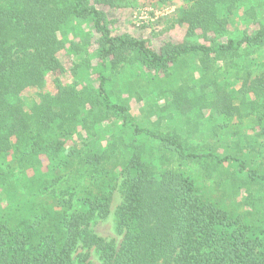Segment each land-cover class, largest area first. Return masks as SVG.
I'll use <instances>...</instances> for the list:
<instances>
[{
    "label": "trees",
    "instance_id": "1",
    "mask_svg": "<svg viewBox=\"0 0 264 264\" xmlns=\"http://www.w3.org/2000/svg\"><path fill=\"white\" fill-rule=\"evenodd\" d=\"M125 1L0 0V189L6 195L0 264H92L89 254L77 253L80 244L96 247L103 264H264V222L259 226L207 199L196 180L171 163L194 161L209 175L235 163L246 182L264 187V170L236 154L256 149L242 143V137L253 136L238 124L253 115L264 143V69L227 78L213 71L218 62L263 49L264 25L254 33L228 35L244 0H157L180 2L169 24L186 32L183 39L154 45L148 38L114 33L104 8ZM255 6L246 13L257 11ZM77 19L91 21L98 35L97 85L62 79L60 34ZM189 56L198 57L202 74L198 82L178 84L170 105L181 118L208 109L215 121L211 135L231 139L227 147H198L178 132L140 126L128 102L114 99L108 87L109 67L133 61L153 77H169ZM30 89L36 101L27 103ZM107 122L111 135L102 145L101 125ZM232 178L235 190L239 183ZM119 184L118 244L90 226L110 214Z\"/></svg>",
    "mask_w": 264,
    "mask_h": 264
},
{
    "label": "rangeland",
    "instance_id": "2",
    "mask_svg": "<svg viewBox=\"0 0 264 264\" xmlns=\"http://www.w3.org/2000/svg\"><path fill=\"white\" fill-rule=\"evenodd\" d=\"M180 5V2L165 5L159 4L157 0H126L118 7L103 8L111 18L114 33H131L138 37L148 38L152 44L159 45L166 40L177 41L185 37L186 30L183 27L169 24V18L179 12ZM252 6H255L257 11L246 13L247 8ZM263 25L264 0H244L241 9L231 19L228 35L236 38L241 36L245 30L254 33ZM97 36L94 25L88 20H72L68 26L63 28L60 37L64 43L59 46L58 55L66 66V72L62 76L64 82L75 86L90 82L94 85L98 84V73L102 70V65L98 61L95 42ZM222 38L225 39V36ZM78 48H82V51L77 52ZM231 62L239 63L238 68H228L227 65H230ZM78 64H81L79 72L74 70ZM245 66L247 67L244 68ZM263 69L264 48L247 50L244 55L232 61L218 62L213 71L218 73L219 78H227L230 74L236 72L242 74L248 70H251L252 76H254L262 73ZM202 70L203 67L198 57L189 56L186 61H182L177 74L169 77H153L142 65L133 61L122 63L114 69L109 67L105 73L109 76L108 87L113 98L128 102L130 113L140 126L165 134L178 132L187 136L188 141L198 147L211 146L213 149L227 147L231 139L228 140L226 136L220 137L217 134L211 135V124L215 121L210 120L208 109H205L203 114L192 112L190 117L182 116L181 118L170 105L171 96L178 84L183 83L186 79H189V83L198 82ZM228 80L234 81L233 78ZM48 83L50 86L53 85L51 79H48ZM34 95V89L25 92L24 97L27 103H32L35 100ZM204 115L209 120L205 119ZM254 117L255 115L247 118L244 124H238L249 136H253V138L242 137V143L249 146L255 145L256 149L253 151L240 150L236 154L245 158L252 168L262 171L264 170V143L260 141L262 136L256 135L258 126L255 124ZM232 123L237 122H231L230 125ZM101 126L106 129L99 138L103 145L107 142V136L111 135L112 125L107 122ZM254 138L257 141H254ZM227 150L229 153L235 154L233 150ZM223 151L221 150V152ZM177 162V160H173L171 163L191 175L207 199L218 200V202H222L223 206L234 210V213L244 215L246 220L254 221L259 226L263 225L261 223L264 222V187L246 182L237 171L238 164L225 163L220 169L209 175L197 162L188 161L185 164ZM234 176H236V183L241 185L238 184V188L235 190L232 189L234 182L232 177ZM112 196L110 214L106 218L95 219L90 228L94 233L109 240L115 239L119 244L122 236L117 230L116 208L123 200L121 184L113 191ZM5 202L6 195L0 189V208ZM77 251V253L89 254L92 264H103L100 252L96 247H86L80 244Z\"/></svg>",
    "mask_w": 264,
    "mask_h": 264
}]
</instances>
